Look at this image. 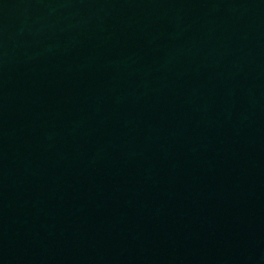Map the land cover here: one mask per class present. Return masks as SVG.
<instances>
[{
  "label": "water",
  "instance_id": "95a60500",
  "mask_svg": "<svg viewBox=\"0 0 264 264\" xmlns=\"http://www.w3.org/2000/svg\"><path fill=\"white\" fill-rule=\"evenodd\" d=\"M0 264H264V0H0Z\"/></svg>",
  "mask_w": 264,
  "mask_h": 264
}]
</instances>
